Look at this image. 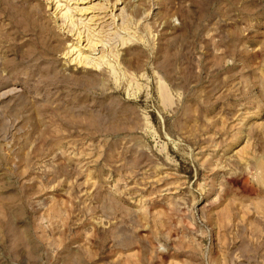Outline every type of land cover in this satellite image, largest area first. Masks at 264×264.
Masks as SVG:
<instances>
[{
  "label": "rangeland",
  "instance_id": "obj_1",
  "mask_svg": "<svg viewBox=\"0 0 264 264\" xmlns=\"http://www.w3.org/2000/svg\"><path fill=\"white\" fill-rule=\"evenodd\" d=\"M0 264H264V0H0Z\"/></svg>",
  "mask_w": 264,
  "mask_h": 264
},
{
  "label": "bare ground",
  "instance_id": "obj_2",
  "mask_svg": "<svg viewBox=\"0 0 264 264\" xmlns=\"http://www.w3.org/2000/svg\"><path fill=\"white\" fill-rule=\"evenodd\" d=\"M68 12H69V9L67 8V9H64V10H62V14L61 15H63V16H65V17H68L69 16V14H68ZM68 15V16H67ZM73 46V45H72ZM72 48V47H71ZM73 49H74V47H73ZM72 49V50H73ZM88 56L87 55H84L83 56V58H87ZM101 58H103V56H101ZM88 59V58H87ZM84 61V60H83Z\"/></svg>",
  "mask_w": 264,
  "mask_h": 264
}]
</instances>
